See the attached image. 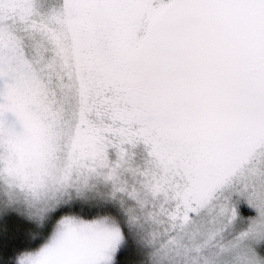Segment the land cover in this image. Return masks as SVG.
<instances>
[{"label": "snow or ice", "instance_id": "1", "mask_svg": "<svg viewBox=\"0 0 264 264\" xmlns=\"http://www.w3.org/2000/svg\"><path fill=\"white\" fill-rule=\"evenodd\" d=\"M0 264H264V0H0Z\"/></svg>", "mask_w": 264, "mask_h": 264}, {"label": "trees", "instance_id": "2", "mask_svg": "<svg viewBox=\"0 0 264 264\" xmlns=\"http://www.w3.org/2000/svg\"><path fill=\"white\" fill-rule=\"evenodd\" d=\"M8 237H7V244L9 245H16L21 244L24 242L23 234L19 231L18 227L13 224H9L8 226Z\"/></svg>", "mask_w": 264, "mask_h": 264}]
</instances>
